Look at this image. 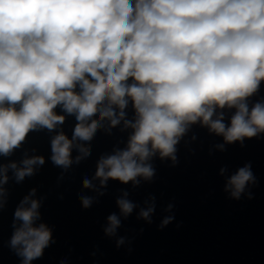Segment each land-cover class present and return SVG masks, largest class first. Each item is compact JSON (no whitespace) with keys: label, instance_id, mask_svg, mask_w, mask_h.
<instances>
[{"label":"clouds","instance_id":"9594fccd","mask_svg":"<svg viewBox=\"0 0 264 264\" xmlns=\"http://www.w3.org/2000/svg\"><path fill=\"white\" fill-rule=\"evenodd\" d=\"M261 82L264 0H0V157L21 148L30 132L63 125L57 107L76 119L71 138L62 130L51 138V161L65 171L90 155L85 142L99 128L122 123V130L131 129L126 147L101 156L94 176L83 181L97 195L110 179L133 186L151 181L157 155L175 165L176 146L193 124L223 137L221 151L264 133V99L249 103ZM226 110H234L227 122ZM44 163L25 153L19 162L0 164V208L9 171L19 183ZM254 183L246 164L225 191L239 199ZM35 195L32 189L14 212L10 246L22 264L53 242L51 229L38 223ZM128 196L124 191L117 199L120 214L107 217L106 235L115 236L121 217L137 207ZM80 199L89 208L94 197ZM150 201L139 212L149 223Z\"/></svg>","mask_w":264,"mask_h":264}]
</instances>
